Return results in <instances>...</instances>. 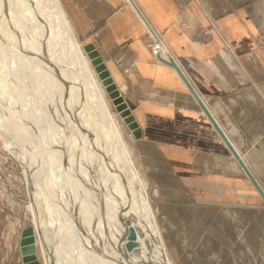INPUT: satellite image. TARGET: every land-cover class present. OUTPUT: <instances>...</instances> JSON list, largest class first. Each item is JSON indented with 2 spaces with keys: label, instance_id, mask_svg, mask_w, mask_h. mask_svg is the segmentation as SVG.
<instances>
[{
  "label": "crops",
  "instance_id": "obj_1",
  "mask_svg": "<svg viewBox=\"0 0 264 264\" xmlns=\"http://www.w3.org/2000/svg\"><path fill=\"white\" fill-rule=\"evenodd\" d=\"M61 3L141 123L136 142L169 253L181 264H264L262 195L176 71L148 46V29L163 37L169 52L162 56L176 60L264 191V49L257 44L264 0Z\"/></svg>",
  "mask_w": 264,
  "mask_h": 264
},
{
  "label": "bare ground",
  "instance_id": "obj_2",
  "mask_svg": "<svg viewBox=\"0 0 264 264\" xmlns=\"http://www.w3.org/2000/svg\"><path fill=\"white\" fill-rule=\"evenodd\" d=\"M84 45L61 0H0V108L19 150L5 149L25 175L39 260L175 264Z\"/></svg>",
  "mask_w": 264,
  "mask_h": 264
},
{
  "label": "rangeland",
  "instance_id": "obj_3",
  "mask_svg": "<svg viewBox=\"0 0 264 264\" xmlns=\"http://www.w3.org/2000/svg\"><path fill=\"white\" fill-rule=\"evenodd\" d=\"M79 40L81 41V39ZM81 42L82 44H85L83 41ZM123 95L126 97L127 103H129L128 98L125 95V93H123ZM108 100H109L113 114L116 116L118 121L121 123L123 135H124L125 140L128 142L130 146L131 156L135 162V165L138 168L142 178L143 179L145 178L144 180L147 179L146 181L148 182L150 200H151L152 207L155 211L152 182L150 180L147 168L145 167V161H144L145 153L141 150L140 144L136 142L138 139H136L135 141L131 139L129 132L126 130L125 122L123 118L120 116V114L118 113V111L116 110V107L112 103L110 97ZM2 114L3 112L0 108V219H1L0 220V230H2L1 232L2 238L0 239V264H9V263H15L19 259V256H20L19 239H20L21 231L23 227L28 224H32L34 227V223H33L32 215L28 212L27 206H26L28 202L26 201V198H25V193H26V189L24 187L25 175L23 174L21 166L19 162L15 159L14 155L11 153V156H8V151L7 149H5V145H6L5 142L6 140H8L9 142L14 143V147L18 151L19 150V148L17 147L18 141H17V138H15L11 132L6 131L5 121H4V117L2 116ZM11 123L16 124V126L18 124V122H11ZM47 184L53 187L51 182H48ZM52 190L54 189L52 188ZM45 206H46V208H44L45 209V222L49 224L51 220L50 219L51 213L49 215V212L47 211V205ZM46 217H49V220L46 219ZM156 221H157V217H156ZM157 223L159 226L158 221ZM50 225H52L51 222H50ZM34 233L36 236L35 244H36V249H37V255L39 259L43 261L42 253H41V250L39 249V244L37 242L38 237H37V233L35 232V229H34ZM161 236H162V233H161ZM162 239L165 242V238L163 236H162ZM78 241L79 240H76L73 237V240H71L72 244L69 247L73 248V246L75 245L79 246L80 243ZM165 245L167 247L166 243ZM71 248L69 249L71 250ZM169 254L174 260L173 262H175V264H181L177 258V256L179 255H174L172 253H169ZM74 258L76 259L75 256ZM185 263L186 264L189 263L188 258L185 259Z\"/></svg>",
  "mask_w": 264,
  "mask_h": 264
},
{
  "label": "water",
  "instance_id": "obj_4",
  "mask_svg": "<svg viewBox=\"0 0 264 264\" xmlns=\"http://www.w3.org/2000/svg\"><path fill=\"white\" fill-rule=\"evenodd\" d=\"M84 49L87 52L88 57L90 58L95 71L98 73L103 85L105 86L110 97L112 98L116 110L123 118L126 125V130L130 133L131 139L134 141L136 139H140L143 135V129L141 127V123L138 121L133 110L130 108L129 104L122 95L118 84L116 83L114 77L112 76V72L107 62L102 57L96 44L92 41H89L85 43ZM157 57L159 61L171 66L176 71V73L184 82V84L186 85L190 93L193 95V97L195 98L201 109L208 116L210 122L212 123L214 128L218 131V133L220 134V136L228 146L229 150L231 151L232 155L235 157V159H237L238 163L243 168L246 175L249 177V179L252 181V183L255 185V187L257 188V190L264 199V191L259 185L254 175L252 174L248 165L241 157L240 153L235 148L233 143L230 141V139L228 138L222 127L219 125V123L217 122V120L215 119V117L207 107L206 103L204 102L203 98L200 96V94L197 92V90L192 85L190 80L184 74V72L182 71L176 60L172 56L169 59H165L161 54H158ZM19 246H20L19 249L20 256L18 261L9 264H42L37 256L34 227L32 224H28L23 227L19 239Z\"/></svg>",
  "mask_w": 264,
  "mask_h": 264
},
{
  "label": "built area",
  "instance_id": "obj_5",
  "mask_svg": "<svg viewBox=\"0 0 264 264\" xmlns=\"http://www.w3.org/2000/svg\"><path fill=\"white\" fill-rule=\"evenodd\" d=\"M263 16H264V9L262 12ZM212 24H214L212 22ZM148 33L151 37V41L148 43V46L152 52V55L154 56L155 59H157V54H162L161 52H169L168 51V46L165 43V40L163 39L162 36H159L157 34H152V32L148 29ZM257 44L259 47H261L262 49H264V29L261 31L260 35L257 37ZM127 71V70H125Z\"/></svg>",
  "mask_w": 264,
  "mask_h": 264
}]
</instances>
